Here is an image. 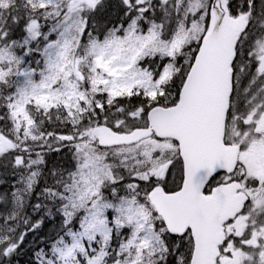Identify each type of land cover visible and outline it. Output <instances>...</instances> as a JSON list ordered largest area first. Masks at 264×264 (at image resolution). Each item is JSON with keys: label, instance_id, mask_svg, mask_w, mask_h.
Masks as SVG:
<instances>
[{"label": "snow or ice", "instance_id": "6c2138e0", "mask_svg": "<svg viewBox=\"0 0 264 264\" xmlns=\"http://www.w3.org/2000/svg\"><path fill=\"white\" fill-rule=\"evenodd\" d=\"M0 264H264V0H0Z\"/></svg>", "mask_w": 264, "mask_h": 264}]
</instances>
